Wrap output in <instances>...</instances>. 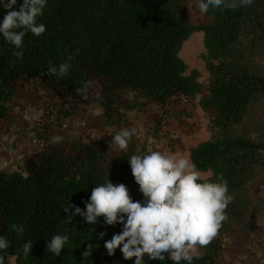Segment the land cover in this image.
Returning a JSON list of instances; mask_svg holds the SVG:
<instances>
[{
    "label": "trees",
    "instance_id": "trees-1",
    "mask_svg": "<svg viewBox=\"0 0 264 264\" xmlns=\"http://www.w3.org/2000/svg\"><path fill=\"white\" fill-rule=\"evenodd\" d=\"M190 1L47 0L38 18L46 32L26 34L23 62L12 55L19 49L0 34V121L9 119V102L18 89L33 85L43 90L49 125L61 126L72 112L84 113L92 104L108 126L154 106L159 117L150 137L159 140L171 107L200 96V109L212 115L211 135L189 151V158L213 181L222 173L235 199L227 208L229 219L193 264H228L229 239L264 242V0L236 10L210 8L206 14L195 5L193 11L205 20L198 26L186 18ZM22 2L17 0L14 10ZM5 14L0 6V22ZM195 33L203 37L206 96L199 72H189L179 55ZM61 63L71 65L66 75H47L48 67ZM88 81L85 99L75 90ZM145 152L134 144L126 152L105 150L95 139L86 144L44 140L42 150L24 159L22 171L0 172V236L11 245L0 250L5 264H134L119 248L109 256L104 247L122 225L108 226L103 217L89 225L79 215L69 224L64 210L69 203L86 210L92 188L105 177L124 183L134 200L143 201L128 158ZM14 223L24 225L23 236L12 231ZM102 232L106 235L99 239ZM56 234L69 236L59 257L47 251ZM29 240L33 247L25 258L22 245ZM88 244L93 252L83 256ZM145 264L172 261L145 256Z\"/></svg>",
    "mask_w": 264,
    "mask_h": 264
},
{
    "label": "clouds",
    "instance_id": "clouds-1",
    "mask_svg": "<svg viewBox=\"0 0 264 264\" xmlns=\"http://www.w3.org/2000/svg\"><path fill=\"white\" fill-rule=\"evenodd\" d=\"M253 3L254 0H196L201 14H206L210 8L236 10ZM16 5L17 0H0V6L6 10L0 22V34L8 44L19 49L12 55L23 62L26 34L30 32L39 37L46 32V25L38 23V18L43 16L47 0H23L18 10H14ZM70 67L68 63L50 66L47 75L63 77ZM91 83L88 81L75 91L87 99ZM96 114H101L100 109ZM110 135V146L126 152L138 130L124 127ZM128 160L143 201L134 200L124 183L114 184L105 177L92 188L89 200L84 202L86 210L69 203L64 210L69 213L68 223L79 215L89 225H97L100 217L108 226L122 225L121 232L105 241L104 247L109 256L115 255L119 248L125 260L134 258V264H145V256L152 261H163L167 257L172 264H193L194 259L202 258L200 249L208 247L217 237L223 223L229 219L227 208L235 199L223 174L213 181L185 155L160 150L149 149L131 155ZM11 229L20 236L24 234L23 224L14 223ZM105 235L100 233L99 239ZM68 241L67 234H56L47 243V251L59 257ZM10 247L7 238L0 236V250ZM32 247L30 240L22 245L25 258ZM92 252L93 246L88 244L83 256ZM0 264H5L3 256H0Z\"/></svg>",
    "mask_w": 264,
    "mask_h": 264
},
{
    "label": "rangeland",
    "instance_id": "rangeland-1",
    "mask_svg": "<svg viewBox=\"0 0 264 264\" xmlns=\"http://www.w3.org/2000/svg\"><path fill=\"white\" fill-rule=\"evenodd\" d=\"M195 1L187 4V21L198 26L205 20L193 11ZM201 33L193 34L181 49L180 57L188 65L189 72L197 70L202 87V96L207 95V73L200 56L204 53L203 39ZM43 90L33 85L20 87L16 95L10 100L9 106L12 113L7 121H0V172L22 171L24 159L42 150L43 141L57 143H84L95 139L99 141L105 150L121 151L115 145L109 144L112 133L124 127H136L138 135L133 136L129 144H134L138 150L141 148L148 151L160 150L169 154H183L189 158V151L200 143L210 138L211 114L202 112L199 107L201 99L198 96L192 101L183 100L176 102L171 107L159 140L150 136L151 125L159 117V109L151 106L146 114H128L123 121L114 126L104 123L101 114L97 115L99 109L90 105L84 113L72 112L61 126L49 125L44 117ZM101 112V111H100ZM174 114H178L180 122H177ZM174 145H171V144ZM210 176V173L204 174ZM264 242L254 240L229 239L228 264H264L261 250ZM14 263L13 258H9Z\"/></svg>",
    "mask_w": 264,
    "mask_h": 264
},
{
    "label": "crops",
    "instance_id": "crops-1",
    "mask_svg": "<svg viewBox=\"0 0 264 264\" xmlns=\"http://www.w3.org/2000/svg\"><path fill=\"white\" fill-rule=\"evenodd\" d=\"M38 152V151H37Z\"/></svg>",
    "mask_w": 264,
    "mask_h": 264
}]
</instances>
